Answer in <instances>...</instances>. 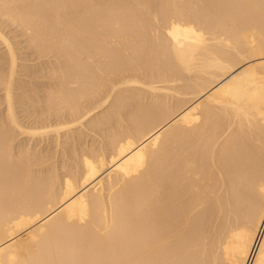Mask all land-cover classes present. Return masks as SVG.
<instances>
[{
  "label": "bare ground",
  "instance_id": "1",
  "mask_svg": "<svg viewBox=\"0 0 264 264\" xmlns=\"http://www.w3.org/2000/svg\"><path fill=\"white\" fill-rule=\"evenodd\" d=\"M0 264H264V0H0Z\"/></svg>",
  "mask_w": 264,
  "mask_h": 264
},
{
  "label": "rangeland",
  "instance_id": "2",
  "mask_svg": "<svg viewBox=\"0 0 264 264\" xmlns=\"http://www.w3.org/2000/svg\"><path fill=\"white\" fill-rule=\"evenodd\" d=\"M9 35L12 36V38H13L14 41L18 42L17 45H18L19 47H23V46L25 45V42H22V41H21V40H22L21 37H19V38L14 37V36H13L14 33H10ZM18 39H19L20 41H18ZM24 50H27V49L25 48Z\"/></svg>",
  "mask_w": 264,
  "mask_h": 264
}]
</instances>
